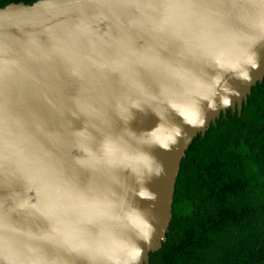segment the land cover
I'll list each match as a JSON object with an SVG mask.
<instances>
[{"label":"water","instance_id":"water-1","mask_svg":"<svg viewBox=\"0 0 264 264\" xmlns=\"http://www.w3.org/2000/svg\"><path fill=\"white\" fill-rule=\"evenodd\" d=\"M264 78V0L0 7V264H147L181 160Z\"/></svg>","mask_w":264,"mask_h":264},{"label":"trees","instance_id":"trees-1","mask_svg":"<svg viewBox=\"0 0 264 264\" xmlns=\"http://www.w3.org/2000/svg\"><path fill=\"white\" fill-rule=\"evenodd\" d=\"M147 264H264V78L240 116L228 109L185 151L167 240Z\"/></svg>","mask_w":264,"mask_h":264}]
</instances>
